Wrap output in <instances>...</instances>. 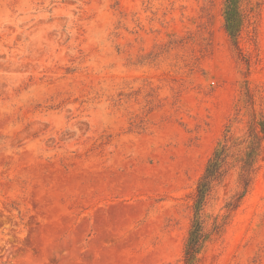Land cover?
Returning <instances> with one entry per match:
<instances>
[{
  "label": "rangeland",
  "instance_id": "374dc122",
  "mask_svg": "<svg viewBox=\"0 0 264 264\" xmlns=\"http://www.w3.org/2000/svg\"><path fill=\"white\" fill-rule=\"evenodd\" d=\"M224 145L190 264H264V0H0V264H187Z\"/></svg>",
  "mask_w": 264,
  "mask_h": 264
},
{
  "label": "trees",
  "instance_id": "16d2710c",
  "mask_svg": "<svg viewBox=\"0 0 264 264\" xmlns=\"http://www.w3.org/2000/svg\"><path fill=\"white\" fill-rule=\"evenodd\" d=\"M227 149L228 147L224 145L221 149H217L213 156L210 158L209 163L206 167L205 173L200 179L197 189V196H196V207H197V218L194 220L192 224V228L190 230L187 246H186V262L190 264L191 261L194 259L197 252L200 250L203 241L206 238V231L203 225V222L200 219L199 211L204 204L206 196L211 192L215 182L221 181L224 176L223 167L226 164L227 159ZM251 157L250 161H253ZM248 162V165L250 164ZM249 172H244L241 174V184L244 186V193L249 186L250 177ZM232 205V203L230 204Z\"/></svg>",
  "mask_w": 264,
  "mask_h": 264
}]
</instances>
